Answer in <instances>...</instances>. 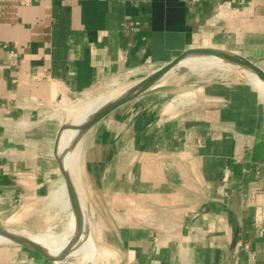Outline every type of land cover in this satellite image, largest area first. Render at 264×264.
Listing matches in <instances>:
<instances>
[{
	"label": "crops",
	"instance_id": "0c3cea01",
	"mask_svg": "<svg viewBox=\"0 0 264 264\" xmlns=\"http://www.w3.org/2000/svg\"><path fill=\"white\" fill-rule=\"evenodd\" d=\"M191 47L264 69V0H0V225H44L58 111ZM251 90L253 114L207 89L158 106V91L84 136L97 248L84 264H264V100ZM99 248L111 257L95 262ZM0 264L50 263L0 243Z\"/></svg>",
	"mask_w": 264,
	"mask_h": 264
},
{
	"label": "water",
	"instance_id": "95a60500",
	"mask_svg": "<svg viewBox=\"0 0 264 264\" xmlns=\"http://www.w3.org/2000/svg\"><path fill=\"white\" fill-rule=\"evenodd\" d=\"M213 60H219L218 62L231 65L229 66L231 68L241 71L246 70L264 82V69L257 62L238 51L223 47H191L185 49L165 65L156 68L147 74V76L121 88L117 91V94L98 105L89 114L78 119L79 121H75L70 125H63L56 138L54 156L65 181L75 221L74 242L69 250L60 255H55L26 232L8 225H0V236L6 239V241L0 243L26 247L40 255L50 264H81L87 251L83 246H88L89 250L92 243L91 239L93 238L91 223H89L86 208L84 207L76 183L72 178L68 163L74 150L77 149L76 147L81 140L93 127L119 107L149 93L171 88L172 85L162 83L170 73H174V71H186L189 69V65L194 62H209ZM236 242L237 238L235 237L232 241V248L236 247Z\"/></svg>",
	"mask_w": 264,
	"mask_h": 264
},
{
	"label": "rangeland",
	"instance_id": "374dc122",
	"mask_svg": "<svg viewBox=\"0 0 264 264\" xmlns=\"http://www.w3.org/2000/svg\"><path fill=\"white\" fill-rule=\"evenodd\" d=\"M223 69H227V70L223 71ZM153 70H155V69H153ZM227 71H230V74H231L230 78H229V76H225L228 78L224 79L223 77H221L222 76L221 73H226ZM150 72H152V71H150ZM145 76H147V74ZM138 79H140V76L137 79L135 78V79L127 80L126 82L119 84V86L116 88H119L120 86L125 87V86L131 84L132 82H135V80H138ZM222 79H224V80H222ZM162 83L170 84V85H172V87L167 89V90H163L164 93H163L162 97L161 98L159 97L158 100H155V103H158V106L165 104V103H172L173 101L178 102V100H180V99H187V101L190 98L198 100V97L200 95H197V93L199 92V90L207 89V90L211 91V89H216L214 87L215 85H219V84L237 85V84L242 83L245 85L247 84L248 87H250V88H255L256 90H258L255 83H252L248 79V77L245 76V73L243 71L235 69V68H231V67L228 69L225 66H218L217 64L208 65L206 67H198L196 69L189 67V69H187L186 71H174V73H170L163 80ZM202 85H208V86L202 87ZM258 92H259V90H258ZM153 93L155 94L156 92H152V93H149L147 95H152ZM97 96H99V95L97 94L96 96L84 97V98L80 99L79 101H77V103L73 104L72 106H69L70 108L75 109L72 112H68V111L64 110V113H62L61 110L58 111V114H60V116H61V122L58 124V126H59L58 133L61 130V127L63 125H67V124L70 125L71 123H73L77 120L76 117H74L72 115L73 113H75V111H79L80 109H85L84 106L87 105L88 102L97 98ZM262 99H263V97H262ZM131 111L134 112L133 106L127 105L124 108H122V110L117 111L115 114H112L111 118H109V119H112V117L114 115H116L115 118L117 116L120 117L123 115L128 116L130 113H132ZM70 113H72V114H70ZM108 121L109 120H106V123ZM99 127L100 126H96V128H94L92 130V133H96L98 131ZM89 141H92L90 136L86 139L87 145H88ZM79 147L82 148V145ZM82 158L80 159L81 167L85 168V150L82 152ZM82 168H81V170H82ZM86 168L83 172L81 171L82 181L80 183L81 186H80V190H79V193H80V196H81V199H82L84 205H87L88 190L91 192L92 189L86 188L84 181H83V177L86 180L92 179V178L94 179V177H95V175L93 173H88L86 171ZM73 175L75 176V178H77V173H76L75 167L73 169ZM58 177H59V180L61 182L60 186L56 187L54 189V191L52 192V199H51V197H49V199L47 198V201L43 205V207H44L43 211L45 212L43 214V216L45 217L44 219H46V220L42 221V222H44V225L39 226L37 223L36 225L32 224L33 229H30V230L24 229V228H17V229H20V230L28 232V233H38L40 231H50V232H53L55 234H63V233H69L72 230H73L72 231L73 233L75 232V224H74L75 221H74V218L72 215V211H71V207H70L71 204L69 202L65 181L63 179V176L60 174V172H59ZM91 223H92V224H90L91 228H94V226H95L94 223L93 222H91ZM10 225H12V224H10ZM94 243H95V247H96V239L95 238H94Z\"/></svg>",
	"mask_w": 264,
	"mask_h": 264
},
{
	"label": "bare ground",
	"instance_id": "6f19581e",
	"mask_svg": "<svg viewBox=\"0 0 264 264\" xmlns=\"http://www.w3.org/2000/svg\"><path fill=\"white\" fill-rule=\"evenodd\" d=\"M219 61V60H218ZM218 61H209V62H203V61H198V62H194L193 64H190L189 67L196 69L198 67H206L208 65H213V64H217L218 66H225L228 69L230 68L229 66L231 65H226L225 63H221ZM217 62V63H216ZM226 71L227 69H223V71ZM245 73V76L248 77V79L252 82L255 83L256 87L259 90V94L261 97H263L264 99V82L260 80V78H258L256 75L252 74V73H248V71H243ZM224 79L228 78L225 76H229L230 78V71H227L226 73H221ZM222 79V80H224ZM121 88H123L122 86H120L119 88H116L114 90H111L107 93L101 94L99 96H97V98L93 99L92 101L88 102L87 105H85V109H80L79 111H75V113H70L72 114L74 117H76V121H79L78 119L82 116L84 117L85 115L89 114L90 112H92L93 109H95L96 107H98V105L102 104L103 102H105L107 99L111 98L113 95L117 94V91H119ZM186 100V99H185ZM182 102V100H181ZM79 109V108H78ZM75 110V109H74ZM81 117V118H82ZM80 147L78 146V149H76L73 152V155H71V157L69 158V165H70V172L72 175V178L74 180V182L76 183V186L78 188V190H80V186H81V181H82V174H81V163H80V159L81 157V152H80ZM83 159V158H82ZM71 161L73 162L75 169H76V173H77V178H75V176L73 175V170H72V165H71ZM59 195V194H58ZM84 207L86 208V205H84ZM88 209H86L87 211ZM87 216L89 218V212H87ZM89 223H91V220H89ZM75 224V223H74ZM92 224V223H91ZM74 227V226H73ZM73 231V230H72ZM72 231H70L69 233H63V234H55L53 232L50 231H40L38 233H28L30 237H32L34 240H37V242L41 243L42 245H44V247L50 251L51 253L55 254V255H60L66 251L69 250V248L71 247V245H69L68 243L74 242V236H75V232L73 233ZM25 232V231H24ZM92 240V245L90 246V249L85 252V256L82 259L83 261L81 262L82 264H84L85 262H88L89 258L92 256L93 252L96 251V247H95V243ZM6 241L5 238L0 236V242ZM85 247V245L83 246ZM80 250V249H79ZM110 254L111 257V252L108 251L107 249H103V248H99L96 252V257H95V262L104 260L105 258L108 257V255ZM94 259V258H93ZM93 262V263H95Z\"/></svg>",
	"mask_w": 264,
	"mask_h": 264
},
{
	"label": "trees",
	"instance_id": "16d2710c",
	"mask_svg": "<svg viewBox=\"0 0 264 264\" xmlns=\"http://www.w3.org/2000/svg\"><path fill=\"white\" fill-rule=\"evenodd\" d=\"M216 89H211L208 90L210 93L213 94H218V95H222L225 96L226 99L230 100L232 102L233 107L232 110L234 111L235 114H238L239 109L238 107H240L241 103H243V105H245V109L249 110V112H251L250 114L254 113L255 110V92H253L251 90L250 87H248V85L242 87V86H238V85H226V84H219V85H215L214 86Z\"/></svg>",
	"mask_w": 264,
	"mask_h": 264
},
{
	"label": "built area",
	"instance_id": "2783aa9c",
	"mask_svg": "<svg viewBox=\"0 0 264 264\" xmlns=\"http://www.w3.org/2000/svg\"><path fill=\"white\" fill-rule=\"evenodd\" d=\"M27 1H30V0H27Z\"/></svg>",
	"mask_w": 264,
	"mask_h": 264
}]
</instances>
